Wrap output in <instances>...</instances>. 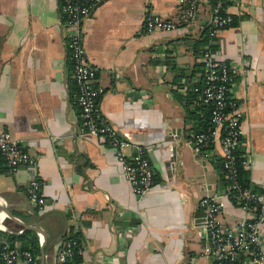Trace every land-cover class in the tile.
Returning <instances> with one entry per match:
<instances>
[{
	"label": "crops",
	"instance_id": "crops-1",
	"mask_svg": "<svg viewBox=\"0 0 264 264\" xmlns=\"http://www.w3.org/2000/svg\"><path fill=\"white\" fill-rule=\"evenodd\" d=\"M182 7L180 0H103L80 24L86 56L98 68L101 116L131 142L126 156L142 145L153 167L152 187L138 196L110 144L85 132L59 0H0V125L36 157L47 200L30 212L29 170L11 172L2 162L0 221L7 229L0 233L7 239L30 229L40 245L33 261L15 264H55L71 228L81 232L79 264H213L199 199L220 196L224 221L245 218L223 196L219 142L202 149L193 141L181 95L203 79L204 51L194 41L207 28L213 57L234 68L239 145L250 159L251 187L262 190L264 0H232L227 11L237 22L217 29L212 41L209 0H198L188 24L143 29L148 15L177 20Z\"/></svg>",
	"mask_w": 264,
	"mask_h": 264
},
{
	"label": "built area",
	"instance_id": "built-area-1",
	"mask_svg": "<svg viewBox=\"0 0 264 264\" xmlns=\"http://www.w3.org/2000/svg\"><path fill=\"white\" fill-rule=\"evenodd\" d=\"M103 0H59V16L65 27V43L68 59L71 62L72 73L76 85L75 99L80 106V114L85 132L89 135L103 138L112 147L117 160L122 166L124 176L135 195L145 194L153 185L154 170L147 156L146 148L135 145L134 152L128 156L124 148L131 142L121 139L117 130L107 122L100 113L99 97L102 88L96 84L98 68L88 60L82 40L80 24L84 17L89 16L93 9ZM183 3L177 20L164 19L158 14L147 16L143 24L145 31H168L181 24L190 23L198 10V0H180ZM225 0H217L211 11L210 23L216 30L227 27L232 22V16L223 11ZM201 62L205 66L204 85L201 88V100L212 105V126L207 132L191 134L195 143L218 141L224 156V166L227 168V178L230 183L223 196L228 197L233 204L245 212V218L235 222L224 221L220 216L222 203L220 196H205L199 199L198 206L203 210L202 225L205 227L207 251L220 263L228 258L229 262L239 255L243 256V264H264V185L262 190L255 191L242 187L236 179L233 166L232 149L241 142L242 113L237 102L229 98L231 84L234 79V68L223 59L213 57L210 50L203 53ZM0 154L9 171L15 172L25 166L31 178L27 187L30 212L42 211L47 200L42 192L44 181L38 176L36 157L31 155L24 146L15 139L11 132L0 125ZM249 156L244 155V163H249ZM176 163L172 161V168ZM1 204L3 199L0 197ZM4 205V203H3ZM3 222L0 227L4 229ZM71 239H63L60 243L55 264H71L73 254ZM35 254L27 248L12 246L0 233V262L15 264L20 258L29 262L35 259Z\"/></svg>",
	"mask_w": 264,
	"mask_h": 264
},
{
	"label": "trees",
	"instance_id": "trees-1",
	"mask_svg": "<svg viewBox=\"0 0 264 264\" xmlns=\"http://www.w3.org/2000/svg\"><path fill=\"white\" fill-rule=\"evenodd\" d=\"M210 5H211V11L214 10L215 3L217 0H209ZM232 2V0H225L223 3V11L222 13L226 11L227 6ZM231 14V13H230ZM232 16V22L229 26L234 25L237 22V19L235 16ZM211 31V30H210ZM209 30L207 28L204 29L203 33L199 37V39L194 41V48L196 52H199L201 50L206 51L212 49L213 45L210 43V36L208 34ZM211 35V32H210ZM69 60V59H68ZM69 65H70V61ZM203 65V64H202ZM203 79L202 81L198 82L194 87L190 88L185 95H181L184 98V106L186 108L187 112V117L193 122V125L191 127V130L193 131L192 134H196L198 132H207L209 128L212 126V105L210 103H205L201 100V88L204 85V79H205V66L203 65ZM73 83V80H72ZM175 93V92H174ZM177 96V94L175 93ZM229 98L233 101L236 102L231 97V94L229 92ZM181 97V98H182ZM198 146L202 147V149H207L212 146V142L208 143H196ZM232 154L234 155V160H233V166L236 171V179L240 183L242 187H248L252 190L255 191H260V189H256L254 187H251V182H250V174L249 170L246 168L244 165V154H243V149L241 146L238 144L237 146L232 149ZM224 156H220L217 158L218 163L216 164V167L218 171L221 172L226 178V183L227 185L230 183V180L227 178V168L224 166ZM5 164V161L3 157L0 154V167L4 166L3 163ZM6 166V164H5ZM7 167V166H6ZM154 176V174H153ZM5 231L3 228L0 227V232ZM32 230L26 229L23 230L19 234H8V242L12 246H16V240H21L22 245L17 246L21 248H27L30 249L34 254H37L39 252V241L37 236H31ZM63 239H71L74 240L75 243L72 244L73 248V254L69 259V262L71 264H79L82 259V246H81V232L79 230L71 228L69 231L64 233ZM229 262L228 258L223 259L220 263L214 258V261L212 262L213 264H226ZM231 264H243V256L239 255L236 259H233L230 261ZM1 264V262H0Z\"/></svg>",
	"mask_w": 264,
	"mask_h": 264
},
{
	"label": "water",
	"instance_id": "water-1",
	"mask_svg": "<svg viewBox=\"0 0 264 264\" xmlns=\"http://www.w3.org/2000/svg\"><path fill=\"white\" fill-rule=\"evenodd\" d=\"M3 209L5 210V207H3ZM3 227H4L5 229H7V226H6V225H3ZM40 236H41V234H40ZM41 241H42V238H41Z\"/></svg>",
	"mask_w": 264,
	"mask_h": 264
}]
</instances>
